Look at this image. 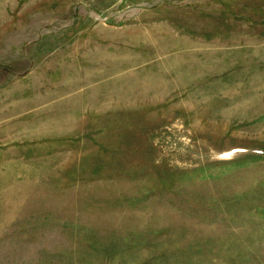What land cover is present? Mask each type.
<instances>
[{"label":"rangeland","instance_id":"obj_1","mask_svg":"<svg viewBox=\"0 0 264 264\" xmlns=\"http://www.w3.org/2000/svg\"><path fill=\"white\" fill-rule=\"evenodd\" d=\"M0 264H264V0H0Z\"/></svg>","mask_w":264,"mask_h":264}]
</instances>
